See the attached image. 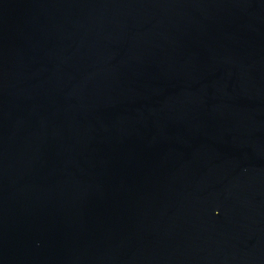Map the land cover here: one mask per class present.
I'll return each instance as SVG.
<instances>
[{"label":"water","instance_id":"95a60500","mask_svg":"<svg viewBox=\"0 0 264 264\" xmlns=\"http://www.w3.org/2000/svg\"><path fill=\"white\" fill-rule=\"evenodd\" d=\"M0 264H264V0H0Z\"/></svg>","mask_w":264,"mask_h":264}]
</instances>
